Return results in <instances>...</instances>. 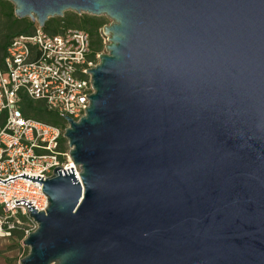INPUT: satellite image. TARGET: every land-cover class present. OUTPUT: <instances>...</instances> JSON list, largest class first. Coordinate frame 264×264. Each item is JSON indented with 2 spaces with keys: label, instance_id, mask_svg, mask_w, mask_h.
<instances>
[{
  "label": "water",
  "instance_id": "95a60500",
  "mask_svg": "<svg viewBox=\"0 0 264 264\" xmlns=\"http://www.w3.org/2000/svg\"><path fill=\"white\" fill-rule=\"evenodd\" d=\"M5 1L110 20L18 264H264V0Z\"/></svg>",
  "mask_w": 264,
  "mask_h": 264
},
{
  "label": "built area",
  "instance_id": "2783aa9c",
  "mask_svg": "<svg viewBox=\"0 0 264 264\" xmlns=\"http://www.w3.org/2000/svg\"><path fill=\"white\" fill-rule=\"evenodd\" d=\"M97 59L92 56L88 33L76 28L52 35L37 26L32 34L10 41L0 66V114L5 117L0 127V181L25 174L44 182L57 167L63 171L72 168L78 177L68 146L65 150L60 147L67 127L62 116L77 121L85 114L86 96L93 92L86 70L95 67ZM24 98L43 103L63 126L25 117L21 110ZM42 186L21 178L0 183L1 239L17 232L25 239L36 229L26 206L14 201L23 200L37 212L45 211L47 198Z\"/></svg>",
  "mask_w": 264,
  "mask_h": 264
},
{
  "label": "trees",
  "instance_id": "16d2710c",
  "mask_svg": "<svg viewBox=\"0 0 264 264\" xmlns=\"http://www.w3.org/2000/svg\"><path fill=\"white\" fill-rule=\"evenodd\" d=\"M2 2L6 5H8L5 16L8 20L11 21V25H18L20 28L18 31H12V27L6 29L5 33L0 35V66L3 63V58L5 56L6 49L10 43V41L18 36V35H30L32 34L36 29V24L30 20H18L14 17L13 14V6L7 2L0 0V3ZM54 24V25H51ZM51 25V26H50ZM103 27V22L100 21L95 16H89L87 14H82L80 16L79 22L75 23L72 20L64 21L61 20L60 23H58L54 19H49L45 26L42 28L43 31L49 33V34H58L62 29L64 28H76L79 30H82L86 33H88L90 40H91V51L92 56L96 57V55L99 53L102 45H101V29ZM93 38H96V41H93ZM21 110L25 117L33 118L39 121H42L44 123H48L51 125L56 126H63L64 122L53 112L47 111L43 106L39 104H35L33 101H29L24 98L23 103L21 105ZM4 114H0V127L4 123ZM66 140L64 138L60 141V147L61 149L65 150L66 146L63 147V143ZM28 252L22 255L24 257Z\"/></svg>",
  "mask_w": 264,
  "mask_h": 264
},
{
  "label": "rangeland",
  "instance_id": "374dc122",
  "mask_svg": "<svg viewBox=\"0 0 264 264\" xmlns=\"http://www.w3.org/2000/svg\"><path fill=\"white\" fill-rule=\"evenodd\" d=\"M2 1H5V0H2ZM7 7H8V5L4 4L3 2H2V4L0 3V35L5 33L7 27L8 28L12 27V31H18L20 29L18 27V25L12 26L11 21L6 18L5 14H6L7 10L5 11V9H7ZM81 15H77L73 12H65L63 14V17H61V18L56 17V18H51V19L56 20L58 23H60L61 20H64L65 22L72 20L73 22L78 23ZM97 18L103 22V26L108 25L110 23V20L108 18H106L105 16H99ZM18 20H23V19H18ZM25 20H29V19L25 18ZM51 25H54V24H51ZM93 41L95 42L96 38H93ZM107 44H108L107 38L105 36H103L102 32H101V45H102V47H101L99 53L96 55V58L99 54L105 53V46ZM97 62H98V59H97ZM65 146L67 147V141H65L63 143V147H65ZM23 240L24 239L22 238V236L18 232L15 233L14 239L10 240L8 242V244H3L2 246H0V251H1L0 253H4V254L7 253L8 255H11L13 258L12 259L13 264H16L18 258L21 257L26 252H28V248L25 245H23Z\"/></svg>",
  "mask_w": 264,
  "mask_h": 264
},
{
  "label": "crops",
  "instance_id": "0c3cea01",
  "mask_svg": "<svg viewBox=\"0 0 264 264\" xmlns=\"http://www.w3.org/2000/svg\"><path fill=\"white\" fill-rule=\"evenodd\" d=\"M39 104V105H41V106H43V103H41V102H35V104ZM14 236H15V234H14ZM14 236L13 237H11V238H9V239H1L0 238V246H2L3 244H8V242L10 241V240H12V239H14ZM1 252V251H0ZM22 258V256L21 257H19L18 258V260H17V262H16V264H18L19 263V260ZM12 256L11 255H8L7 253H0V264H13V261H12Z\"/></svg>",
  "mask_w": 264,
  "mask_h": 264
}]
</instances>
